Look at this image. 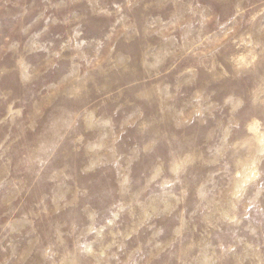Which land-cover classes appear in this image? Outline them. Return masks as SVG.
Wrapping results in <instances>:
<instances>
[{
  "label": "rangeland",
  "instance_id": "1",
  "mask_svg": "<svg viewBox=\"0 0 264 264\" xmlns=\"http://www.w3.org/2000/svg\"><path fill=\"white\" fill-rule=\"evenodd\" d=\"M0 264H264V0H0Z\"/></svg>",
  "mask_w": 264,
  "mask_h": 264
},
{
  "label": "bare ground",
  "instance_id": "2",
  "mask_svg": "<svg viewBox=\"0 0 264 264\" xmlns=\"http://www.w3.org/2000/svg\"><path fill=\"white\" fill-rule=\"evenodd\" d=\"M240 179V178H239Z\"/></svg>",
  "mask_w": 264,
  "mask_h": 264
}]
</instances>
